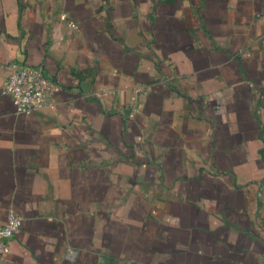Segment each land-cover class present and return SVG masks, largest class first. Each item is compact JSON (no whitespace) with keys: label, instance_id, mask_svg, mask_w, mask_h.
Instances as JSON below:
<instances>
[{"label":"crops","instance_id":"crops-1","mask_svg":"<svg viewBox=\"0 0 264 264\" xmlns=\"http://www.w3.org/2000/svg\"><path fill=\"white\" fill-rule=\"evenodd\" d=\"M13 61L53 106L17 110ZM10 209L0 264H264V0H0Z\"/></svg>","mask_w":264,"mask_h":264},{"label":"built area","instance_id":"built-area-1","mask_svg":"<svg viewBox=\"0 0 264 264\" xmlns=\"http://www.w3.org/2000/svg\"><path fill=\"white\" fill-rule=\"evenodd\" d=\"M56 89L57 82L43 66L13 61L8 66L2 93L12 97L18 111L30 112L53 106ZM23 222L22 215L9 210L6 222L0 225V260L10 251V240L20 232Z\"/></svg>","mask_w":264,"mask_h":264}]
</instances>
